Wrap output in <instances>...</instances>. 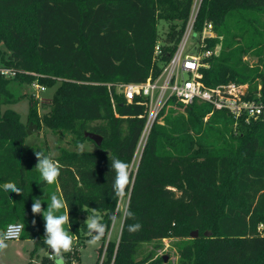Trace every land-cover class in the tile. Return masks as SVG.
Segmentation results:
<instances>
[{
	"label": "trees",
	"instance_id": "trees-1",
	"mask_svg": "<svg viewBox=\"0 0 264 264\" xmlns=\"http://www.w3.org/2000/svg\"><path fill=\"white\" fill-rule=\"evenodd\" d=\"M194 3L0 0L1 62L18 71L15 78L0 77V105L20 102L36 82L56 87L42 105L30 97L26 122L14 110L0 115V186L11 181L22 189L17 195L0 187V231L21 223V239H44L43 215L31 207L40 199L46 210L56 194L67 202L71 227L65 229L72 237L81 244L88 239L83 220L93 208L108 235L120 201L110 159L119 158L130 165L127 208L135 218L124 216L118 242L102 240L98 263L104 255L102 264H155L150 253L139 258L141 245L198 231L194 259L182 264H264V122L236 125L226 111L204 102L166 107L133 170L147 107L138 99L129 104L107 86L157 77L175 53ZM262 15L264 0H201L195 29L211 22L217 38L209 45H221L202 69L207 87L248 85L250 95L260 93L264 101ZM161 21L168 24L165 37ZM247 55L258 59L256 66H247ZM39 107L48 109L42 117ZM30 124L50 129L69 145L57 144L55 184L48 185L35 169L36 151L50 150L26 146ZM86 133L103 138L95 151H79V144L93 142ZM137 222L141 230L130 233L128 225Z\"/></svg>",
	"mask_w": 264,
	"mask_h": 264
},
{
	"label": "built area",
	"instance_id": "built-area-1",
	"mask_svg": "<svg viewBox=\"0 0 264 264\" xmlns=\"http://www.w3.org/2000/svg\"><path fill=\"white\" fill-rule=\"evenodd\" d=\"M200 2L201 0H195L184 35L175 53L157 77L151 76L140 83L107 85L110 90L113 87L115 94L122 95L129 104L138 99L147 107V119L134 159L140 160L152 127L158 121L163 109L173 105L188 106L194 102H204L210 104L213 111H226L233 117L236 125L240 122L246 125L264 122V101L261 99V94L250 95L248 85L231 83L209 88L204 84L202 69H207L209 67L207 60L216 55L215 49L209 45V40L217 38V34L211 22H206L201 31H196L195 24ZM193 34L195 42L188 46V41ZM160 54L159 43L155 48V56L158 57ZM17 73L18 71L11 68H0V77L3 78H15ZM32 85L37 89V94L46 91V87L37 82ZM112 104L115 109L116 102L113 96ZM12 225L22 224L11 223L5 231ZM22 234L23 228L16 237L6 242L18 241ZM47 256L50 261H54L51 253ZM103 259L104 255L99 264H102Z\"/></svg>",
	"mask_w": 264,
	"mask_h": 264
},
{
	"label": "clouds",
	"instance_id": "clouds-1",
	"mask_svg": "<svg viewBox=\"0 0 264 264\" xmlns=\"http://www.w3.org/2000/svg\"><path fill=\"white\" fill-rule=\"evenodd\" d=\"M79 151L83 152L85 145L83 143L78 145ZM36 157L38 163L35 169L40 173L43 181L48 185L55 184L60 176V165L59 162L54 159L56 153L49 152L45 154L42 151H36ZM111 170L115 172L113 180V192L115 196L123 201L127 195L126 189L129 187L130 181V165L119 158L110 159ZM5 192L16 193L20 195L22 189L17 186L15 182H5L2 186ZM65 209L63 213L61 210ZM33 214H42L45 220V238L44 244L51 249V257L54 260V264H66L65 253H69L73 248V237L69 234V230L65 229V225H70L69 208L66 200L62 197L52 194L50 197V203H47L46 210L42 208V202L40 199H34L31 207ZM124 216L126 218H135L134 213L129 208L124 209ZM112 223L117 222V216L111 217ZM87 226V245L89 247L98 246L101 241L105 238L108 225L103 222V216L93 208L91 214L87 216L85 221ZM23 225H12L9 226L7 231H0V253L7 249V240L14 238L22 230ZM142 225L137 222L135 224L128 225V231L130 233L139 232Z\"/></svg>",
	"mask_w": 264,
	"mask_h": 264
},
{
	"label": "rangeland",
	"instance_id": "rangeland-1",
	"mask_svg": "<svg viewBox=\"0 0 264 264\" xmlns=\"http://www.w3.org/2000/svg\"><path fill=\"white\" fill-rule=\"evenodd\" d=\"M262 23H264V15L261 16ZM159 30L163 37H165V34L168 30V24L164 21H161L159 24ZM195 42V35L193 34L189 41L188 46H190L192 43ZM216 55L218 56L221 52V45L218 43L215 47ZM5 50V48H3ZM244 62L247 64L249 68H252L256 66L258 63V59L256 57H252V55H247L244 57ZM3 67L1 58H0V68ZM55 88H46V91L43 93L37 94V89L34 88L33 85H30L27 87V97L22 99L20 102L12 104V105H0V115L3 114L6 110H14L17 113L21 115L22 121L26 122L28 113H29V107H30V97L33 96L34 100L38 101V104H44L47 103L48 100H51ZM37 94V95H36ZM48 109L39 107L38 113L42 117ZM60 143L64 146H69L66 144L65 139H61L59 135L54 134L50 129L43 127L41 130H37L32 132V134L27 138L26 140V146H40V147H49L50 152H55L56 155L58 154L57 150V144ZM85 149L84 151H95L97 149V145L94 142L86 141L84 143ZM138 160L133 158L131 168L135 170ZM128 203V195L124 198L123 201H119V204L117 206L115 216H117V222L115 224H112V228L110 232L107 235V240H114L115 242L119 241L118 235H120V232L122 230V223L124 219V209L127 207ZM87 218H84L83 222L86 221ZM44 220V219H43ZM44 226H45V220H44ZM262 231H264V225L261 226ZM203 234L205 236H211L210 231H203ZM45 235V232H44ZM87 241V240H86ZM194 240L189 237L186 239H166L163 241H158L155 243H148L141 245L139 258L142 255H146L148 253L152 254V257L154 260H156L155 264H182L183 262H192L194 259ZM36 247L34 243H29L28 251L26 249L21 248L20 246H16L12 250L14 255L10 257V259L5 260V258L1 257V263L0 264H29L30 257L33 258L34 261L36 259L41 258L42 255L49 253V248L44 249L46 246L43 245V241L37 242L38 250L36 252H32V250ZM88 248L85 250L86 256L88 259L87 261L90 262V264L94 263L96 264L97 261V252L93 250L92 247L87 246ZM19 255H18V254ZM93 255V256H92ZM94 256L96 258L94 259ZM86 257V258H87ZM167 257V262L164 260V258ZM98 263V261H97ZM35 264V263H34ZM99 264V263H98Z\"/></svg>",
	"mask_w": 264,
	"mask_h": 264
},
{
	"label": "crops",
	"instance_id": "crops-1",
	"mask_svg": "<svg viewBox=\"0 0 264 264\" xmlns=\"http://www.w3.org/2000/svg\"><path fill=\"white\" fill-rule=\"evenodd\" d=\"M117 237H119V235ZM38 241H43V245H45L44 244V239H40ZM38 241L33 240V239H20L18 241L6 242L8 244V247H7L6 250H4V252L0 253V263L2 261L1 257L5 258V260H8V259H10V257L12 255L15 254V253L12 252V250L14 248H16V246H18V247L20 246L21 248L26 249V251H28L29 243H34L36 245V247L34 245H31L32 249H33V246L35 247L32 250V252L33 253L36 252L38 250V247H37V242ZM73 241H74V243H73L72 251L69 252V253H65L64 254L65 260H66V264H90V262L86 260V259H88V257L86 256V252H85V250L88 248L87 247L88 245H87L86 241L83 244H81L80 243V239H78L77 237H73ZM106 241H108V240L106 239ZM102 245H103V241H101V243L98 246L92 247L93 250L97 252V261L99 259V250L101 249ZM45 246L46 247L43 248V250L44 249H48V246L47 245H45ZM75 250H77L76 257H74L75 256ZM95 258H96V256H94V259ZM97 261H96V264H97ZM52 262H54V261H49L48 260L47 254H45V255L43 254L42 257L36 259V261H34L33 258H31V257L29 259V264H34V263L35 264H49V263H52Z\"/></svg>",
	"mask_w": 264,
	"mask_h": 264
},
{
	"label": "water",
	"instance_id": "water-1",
	"mask_svg": "<svg viewBox=\"0 0 264 264\" xmlns=\"http://www.w3.org/2000/svg\"><path fill=\"white\" fill-rule=\"evenodd\" d=\"M37 128H38L37 125L30 124L29 128L27 130L28 135L30 136L32 134V132L37 130ZM85 137L90 139L91 141H93L97 145V147H100L102 142H103V138L100 135L95 134V133H86ZM190 236L192 239H196L199 236V232L193 231V232H191ZM105 237H107V234ZM49 253H51V249L49 250ZM164 260L167 262V260H168L167 257H165Z\"/></svg>",
	"mask_w": 264,
	"mask_h": 264
}]
</instances>
